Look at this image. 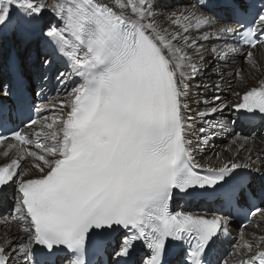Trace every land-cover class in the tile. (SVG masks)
I'll use <instances>...</instances> for the list:
<instances>
[{
    "label": "snow or ice",
    "instance_id": "1",
    "mask_svg": "<svg viewBox=\"0 0 264 264\" xmlns=\"http://www.w3.org/2000/svg\"><path fill=\"white\" fill-rule=\"evenodd\" d=\"M13 35L31 49L27 61L10 49L0 75V158L15 153L0 166V191L13 188L5 225L22 235L3 234L0 264H137V255L167 264L174 251L179 264H214L235 216L264 221V163L249 138H234V155L216 153L215 164L195 161L214 129L264 121V80L233 92L239 103L192 99L193 88L207 91L192 81L209 67L216 93L242 78L237 57L258 67L264 0H188L172 11L157 0H0V38ZM32 52L55 70L58 104L37 106L49 77L30 72ZM226 110L236 119H210ZM177 195L215 210L173 213ZM232 255L215 264H264V235H242Z\"/></svg>",
    "mask_w": 264,
    "mask_h": 264
},
{
    "label": "bare ground",
    "instance_id": "2",
    "mask_svg": "<svg viewBox=\"0 0 264 264\" xmlns=\"http://www.w3.org/2000/svg\"><path fill=\"white\" fill-rule=\"evenodd\" d=\"M46 2L49 5H52L56 3V0H46ZM188 0H157V6L165 11H172L174 9L183 7L185 3H187ZM194 3L195 0H192ZM50 22L57 23L54 17L50 15ZM231 23V22H230ZM20 41L16 36H5L0 38V57H3V52L7 50V47L9 44L14 43L16 41ZM20 51H21V57L24 58L27 61V57L29 56V51L31 47L27 50L24 48L23 44L17 43ZM258 50V51H257ZM242 51H245L244 48H242ZM254 59L258 65L256 68H251L247 63H245L242 56L237 57L236 64L237 67L241 70L242 78H234L231 80V87L224 86L222 93H216L215 89L211 87V85L218 80V76L213 72V68L209 67L207 71H205L201 77H198L194 81H192L193 84H208L209 87L207 91H205L204 88L196 89L193 88V92H199L200 96L196 97L193 96L192 99H199V100H208L211 101L214 94H220L222 96H226L228 100H230L232 103H237L240 98L235 97L232 95L233 92H239L241 93V96L244 91L250 90L251 87L258 86V82L260 80H264V47L258 46L257 49L253 50ZM36 56L35 52H32V59ZM6 58V56H5ZM38 58V57H37ZM40 59L42 57H39ZM38 58V59H39ZM212 61V54L211 52L208 53V62L211 64ZM35 67L36 65L33 64ZM60 70H63L61 68ZM217 71H219V68H217ZM0 75H2V72L0 71ZM63 98V90L61 89V92L59 95H57L52 101V104H58L59 100ZM205 105L203 103H200L199 105L193 104L194 110H202L204 109ZM52 115V113L50 114ZM49 115V116H50ZM212 121L222 120V121H231L236 119V115L231 110H226L222 114H216L210 118ZM198 126H203L202 124ZM237 127H242L240 123L236 121L234 125L229 124L226 130H220L219 128L214 129V135L211 136L209 141L206 144L201 145V149L198 153L195 154V161L202 165L207 164H215L217 163V160L215 159L216 153H221L222 158H227L229 156H233L235 150L239 147L238 145H232V150L229 151V146L231 145V142L234 138L237 136L243 138L247 137L249 138V143L246 147H251L253 152V160L256 161L257 165H260L261 163H264V160H256V156L258 154L264 153V129L262 132H260L255 138L251 137L247 133V129H239ZM3 150V146H0V151ZM248 153L246 150H240L239 153V159H246ZM15 153H10V157L8 159H2L0 158V163H6L10 162L11 158H14ZM22 168H26L30 166V161H22ZM9 193V192H7ZM9 204L10 207H9ZM15 207V200L13 198L12 194L6 195V191L2 194V197L0 198V238L3 237V234L7 232V235L9 237H18L22 235L18 231V226L16 224H12L11 227H7L5 225V218H8L11 216L13 209ZM257 221H258V217ZM260 226H257L256 223H248L244 231H239L236 228H231L228 237L231 239L232 244L237 245L240 241V237L242 235H245L246 233H254L257 237L260 235H264V221L259 222ZM251 226V228H249ZM247 239H251L249 236H245ZM234 245V246H235ZM15 240L13 241V247H15ZM11 251V249H9ZM232 251L230 250L229 257H233Z\"/></svg>",
    "mask_w": 264,
    "mask_h": 264
},
{
    "label": "rangeland",
    "instance_id": "3",
    "mask_svg": "<svg viewBox=\"0 0 264 264\" xmlns=\"http://www.w3.org/2000/svg\"><path fill=\"white\" fill-rule=\"evenodd\" d=\"M48 20L50 19V15H48L47 17H46ZM17 43H20V41H16V42H14L13 44H14V46H17L18 44ZM18 47V46H17ZM31 47V46H30ZM28 50V49H27ZM258 51V50H257ZM4 57V56H3ZM10 191V189H7L6 190V195H8L9 193H7V192H9ZM249 228H251V226L249 227Z\"/></svg>",
    "mask_w": 264,
    "mask_h": 264
}]
</instances>
